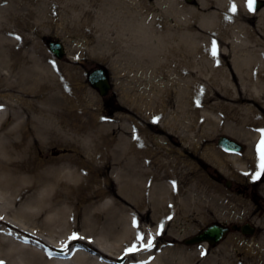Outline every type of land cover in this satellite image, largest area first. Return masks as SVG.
Masks as SVG:
<instances>
[{"label": "rangeland", "instance_id": "rangeland-1", "mask_svg": "<svg viewBox=\"0 0 264 264\" xmlns=\"http://www.w3.org/2000/svg\"><path fill=\"white\" fill-rule=\"evenodd\" d=\"M228 7L225 1L205 6L202 0H0V127L12 121L23 124L30 134L55 137L54 143L43 147L50 151L46 166L58 165L64 172L79 167L74 151L62 150L64 146L73 144L81 159L88 150L97 155L94 168L80 169L77 183L62 187L60 193L77 192L82 184L103 188L107 193L103 199L121 201L144 227L151 224L155 205L142 197L140 190L127 186V174L132 183L146 186L145 178L140 179L130 168L124 152L128 138L138 136L149 148H156L151 135L163 138L169 146L162 154L171 149L192 162L191 169L172 174L179 187L194 192L191 211L170 212L171 219L164 218V224H152L159 234L148 253L173 249L165 255V264H180L167 258L173 257L176 249L189 253L188 264H264V174L251 178L249 171L234 163L232 153L218 145L221 135L235 138L246 147L239 153L246 163L252 168L253 160L260 164L261 141L241 139L236 133L249 136L243 126L245 118L253 123L251 131L264 130V105L248 96L252 84L249 80L242 83L233 58L235 52L248 48L234 43L240 21L246 24L243 35L260 37L254 44L264 57V5L259 11L253 6V16L247 0L236 1L235 13ZM208 13L226 17L223 34L215 35L201 25V17ZM143 14L150 15L151 21L155 18L156 24L139 27L137 21ZM206 37L217 40L216 53L225 62L230 84L212 80V74L193 66H186L187 73L182 76L155 62L159 57L179 58L186 51L191 57L206 55L205 48L213 51ZM50 41L65 44L63 59L50 51ZM222 44L229 46L224 54ZM262 60L263 66L254 71L261 75L255 82L263 90L264 101ZM251 65L244 69L248 71ZM98 67L107 69L112 82L105 97L88 80V73ZM182 95L192 105L183 102ZM162 106H166L161 111L165 117L176 115V128L162 124L157 115ZM252 116L254 119L248 120ZM71 134L79 138L75 143L69 139ZM261 177L263 181L258 183ZM163 180L166 187L174 181ZM200 200L203 203L198 210ZM224 222L250 223L256 231L246 235L232 230L220 243L207 247L186 243L208 225Z\"/></svg>", "mask_w": 264, "mask_h": 264}, {"label": "bare ground", "instance_id": "bare-ground-1", "mask_svg": "<svg viewBox=\"0 0 264 264\" xmlns=\"http://www.w3.org/2000/svg\"><path fill=\"white\" fill-rule=\"evenodd\" d=\"M224 1L228 2V8H231L233 4L236 5L237 0H202L205 6L212 2L221 4ZM248 12L253 16V10L248 9ZM149 17L150 15L143 14L142 20L137 21L139 27L143 29L145 26L155 25L157 20L154 18L151 21ZM223 18H226L223 14L219 16L217 13H208L201 17L200 23L203 27H208L213 34L220 35L225 29ZM243 25H246L245 22L240 21V31L237 32L234 43L239 46L247 45L248 48L235 52L233 64L241 76L242 83L244 84V80H249L252 84L253 90L248 96L259 99L264 105V101H261L263 90L255 82L261 80V75L254 71L263 66L264 57L261 55L263 53L258 52L259 47L256 48V43L254 44L260 40V37L243 35ZM205 39L211 43L210 45L213 41L217 43L213 37ZM227 47L229 49V46L222 44L223 54L226 53ZM201 48L203 50L205 47L202 45ZM205 49L206 55L203 53L191 57L186 51L179 58L159 57L155 62L158 65L164 63L172 74L180 73L182 76L187 73L186 66H193L201 73L212 74V80L230 84L231 80L224 60L219 58L217 53L213 56V51L211 52L209 47V53L207 48ZM248 64L253 65L246 71L244 67H248ZM185 76L188 78V75ZM182 98L185 99L183 102L192 105L190 99L183 95ZM212 106L218 108L217 104ZM162 110L165 111L166 106H162L157 111L162 124L170 129L176 128V115L165 117ZM250 119H254V116L248 118ZM245 121L243 126L248 128L249 136L242 132L236 133V136L241 139L251 138L258 144L264 137L262 130L251 131L250 126L253 123ZM18 124L5 121L0 127V217H3L0 219V261L4 264H165V255L173 249L167 248L163 253L150 255L149 249L144 250L139 247L136 237L145 229L143 234L146 244L149 237L156 236L157 227L152 226L154 222L164 224L166 217L171 216L170 212L174 211L189 214L196 199L193 198L194 192L179 187L176 177L172 174L174 171L191 169L192 162L173 153L171 149L169 154H162L163 148L169 146L163 138L156 139L155 136H150L156 148H149L145 140L138 136L128 138L124 152L128 155L132 173L140 176V179L145 178L146 186L132 183L129 174H127V186L131 190H140L141 196L155 205L151 224L142 227L138 225L136 216L132 212L129 213L121 201L117 202L111 197L103 199L107 195L103 188L82 184V189L77 192L60 193L62 187H68L71 182L77 183L75 181L80 178V169L88 171L94 168L92 164L94 159H97L94 150H88L85 159H81V152L73 144H68L62 150L74 151V162L79 167L72 172H64V169L58 165L46 166L49 160L46 161L45 157L50 151L44 150L43 147L48 143H54L55 137L46 133L30 134L28 129L22 126L23 124ZM69 139L75 143L79 138L71 134ZM252 153L253 147L249 149V155ZM232 160L243 171H249L251 178L260 170L257 160H253L252 168L239 153H232ZM136 175L134 176L137 177ZM164 178L174 180L172 186L166 187L162 182ZM189 184L193 183L189 181ZM202 203L203 201L200 200L196 209L200 210ZM158 212L161 214L157 216ZM73 233L82 239L70 241L69 237ZM133 244H137V249L126 252ZM203 244L207 247L206 243ZM175 252L173 257H167L170 262L188 264L191 258L189 253L180 249H176Z\"/></svg>", "mask_w": 264, "mask_h": 264}, {"label": "water", "instance_id": "water-1", "mask_svg": "<svg viewBox=\"0 0 264 264\" xmlns=\"http://www.w3.org/2000/svg\"><path fill=\"white\" fill-rule=\"evenodd\" d=\"M188 3H193L194 0H186ZM264 5L263 0L254 1V7L259 9ZM50 51L58 59H63L66 56V46L62 41H50L49 44ZM88 80L92 87L97 89L101 96L105 97L112 90V82L108 71L104 67H98L88 73ZM218 145L227 151L233 153H239L244 149V145L229 136L221 135L218 138ZM232 230H239L243 234L252 235L256 231V227L250 223H245L242 225L228 223H212L204 228L202 231L194 235L193 237L186 239L187 244H197L206 243L209 245H216L220 243Z\"/></svg>", "mask_w": 264, "mask_h": 264}, {"label": "snow or ice", "instance_id": "snow-or-ice-1", "mask_svg": "<svg viewBox=\"0 0 264 264\" xmlns=\"http://www.w3.org/2000/svg\"><path fill=\"white\" fill-rule=\"evenodd\" d=\"M253 4H254V0H247V6H248L249 11L253 10ZM231 11L233 13L236 12V5L235 4L232 5ZM17 39H19V37H17ZM212 54H213V56L216 55V44H215V42H213V53ZM262 131H264V130H262ZM260 143H261L262 146H264V138H262ZM258 151H260V153H261V156H260V170L253 175V177H252L253 179H256L260 175L264 174V148H258ZM0 219H3V217H0ZM168 219H171V217H168ZM134 226H135V221H134ZM162 227H163V225H161V228ZM157 234H159V233H157ZM77 239H82V237H79L76 233H73L72 236L69 237L70 241H75ZM136 241L139 244V247L141 249H144V250L151 249L154 246V238H152V237H149L147 239V243L146 244L144 243L145 236H144L143 233H138L137 234ZM65 247H67V246L65 245ZM136 249H137V244H133V246L128 248L126 250V252H132V251H134ZM203 254L204 253L202 252V255ZM0 264H4V262L0 261Z\"/></svg>", "mask_w": 264, "mask_h": 264}, {"label": "flooded vegetation", "instance_id": "flooded-vegetation-1", "mask_svg": "<svg viewBox=\"0 0 264 264\" xmlns=\"http://www.w3.org/2000/svg\"><path fill=\"white\" fill-rule=\"evenodd\" d=\"M261 7H263V6H261ZM261 7L257 10V11H259L260 9H261ZM228 136V135H227ZM235 139V138H234ZM239 141V140H238ZM242 143V142H241ZM243 145H244V143H242ZM246 149V147H245V145H244V149L242 150V151H244ZM260 177V176H259ZM258 177V178H259ZM263 177H261V180H258V183H261L263 180Z\"/></svg>", "mask_w": 264, "mask_h": 264}]
</instances>
